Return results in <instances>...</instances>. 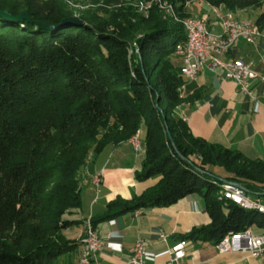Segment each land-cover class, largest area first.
Here are the masks:
<instances>
[{
	"label": "trees",
	"instance_id": "1",
	"mask_svg": "<svg viewBox=\"0 0 264 264\" xmlns=\"http://www.w3.org/2000/svg\"><path fill=\"white\" fill-rule=\"evenodd\" d=\"M168 1L181 18L189 16L184 5L193 0ZM204 1L233 12L258 10L255 30L264 32V0ZM68 9L63 0H0V10L27 12L32 20L0 17V264H56L73 255L79 241L64 233L78 224L72 219L81 208L78 173L107 146L140 133L143 158L134 181L155 182L130 200L109 202L90 219L93 228L197 195L210 222L177 241L198 238L214 246L252 226L264 232V216L219 194L232 182L264 196V163L194 137L176 110L187 81L179 71L182 59L170 58L185 41L182 26L153 8L130 27L140 38L119 28L108 34L82 17L57 28L73 17ZM198 99L194 91L186 101Z\"/></svg>",
	"mask_w": 264,
	"mask_h": 264
},
{
	"label": "crops",
	"instance_id": "2",
	"mask_svg": "<svg viewBox=\"0 0 264 264\" xmlns=\"http://www.w3.org/2000/svg\"><path fill=\"white\" fill-rule=\"evenodd\" d=\"M206 11L196 14L208 16L209 30L219 34L211 9L207 7ZM231 50L223 59H239L253 71L264 72V32L255 45L239 41ZM219 75L220 72L201 71L193 83L187 84V92L198 91L199 99L181 107L184 121L194 137L264 163V84L252 85V96L247 97L234 82L220 80ZM142 158L129 141L107 146L87 163L77 176L81 208L72 219L78 224L65 231L66 237L79 241L85 221L102 215L109 202L116 198L130 200L154 184L155 180L141 184L134 181V172L140 169ZM95 175L102 181L98 195L92 184ZM209 222L204 201L197 195L187 196L166 208L127 212L96 225L103 249L92 264H127L129 250L137 239L147 242L145 264H166L169 249L178 239ZM185 242L184 264H264L245 253L218 254L206 240L196 238ZM79 251L78 247L73 255L61 257L56 264H76Z\"/></svg>",
	"mask_w": 264,
	"mask_h": 264
},
{
	"label": "built area",
	"instance_id": "3",
	"mask_svg": "<svg viewBox=\"0 0 264 264\" xmlns=\"http://www.w3.org/2000/svg\"><path fill=\"white\" fill-rule=\"evenodd\" d=\"M214 25L218 26L220 33L224 38V46L215 47L214 49H225V41L235 39L243 41L246 44L253 45L256 40L249 37V28L252 25L249 21L240 20H222L220 15H214ZM205 21H209L208 16H194V23L189 25V61L186 65H181L180 74L187 81H195L197 75L201 71H208L212 74L220 72V80H229L234 82L240 93L244 96L251 97V86L254 84H264V72L257 73L253 71L250 65L244 64L241 60H233L232 62L216 63L212 62L210 52H207V44L195 34V27H201ZM194 57H202L201 67H194ZM184 86L181 87L184 90ZM139 140L136 138L132 144L133 150L138 152ZM101 178H93V187L96 195L100 193ZM228 203H244L261 207L264 209V196L250 195L239 186L232 182H226L223 187ZM90 220V219H88ZM160 239H164L163 235H159ZM88 249H95L96 255L103 249V242L98 234L91 226L89 231ZM218 254L225 253H245L250 258L262 260L264 262V232H257L256 229H246L238 233H231L224 236L216 245L213 246ZM80 248V246H79ZM147 242L143 239H137L133 247L129 250V258L127 264H145L147 256ZM186 242L176 241L168 252V261L166 264H184L186 257ZM83 252L80 248V264L83 261Z\"/></svg>",
	"mask_w": 264,
	"mask_h": 264
},
{
	"label": "rangeland",
	"instance_id": "4",
	"mask_svg": "<svg viewBox=\"0 0 264 264\" xmlns=\"http://www.w3.org/2000/svg\"><path fill=\"white\" fill-rule=\"evenodd\" d=\"M39 1L41 2L44 0H39ZM63 1L69 7V9L67 11L73 15V17L70 19H75L77 21H81L79 19L82 17V19H84L83 22H87L88 24H90L94 27L95 26L97 27V25L104 26V28H106V33H108V34L113 33L112 29L118 30V28H119V29H123L122 32H124V33L128 32V33H131V35H133L134 37L140 38L141 35H138V33L132 32L131 30H133V29L132 28L130 29V27H131V25H133V26L137 25V23H138L137 21L139 19L146 18L148 13L153 8L157 9V11L160 13L163 20L169 21V23L170 22L175 23V22L171 21V20H173L172 16H171L172 15L171 9H170V6L172 7V5H170L168 0H63ZM14 2L21 5L24 2V0H14ZM187 3H189V5H187ZM187 3H185V5H184L186 12L188 14L194 13V14H189V16L200 17L203 15H198L196 13L208 12V11H206L207 7L211 9V13H212L213 9L216 10L219 7V6H211L208 3H206L204 0H193V1L187 2ZM205 4H207V7L205 6ZM220 7H221L220 10L230 12L233 15V17L236 18L237 20L249 21L251 23H254L255 18L257 17V15L259 13L258 10H254V9L237 10V11L233 12V11L226 10L224 8V6H220ZM176 13H177V11H176ZM177 15H179V14L177 13ZM169 16H171V18ZM124 17L129 18L130 24H128V23H126V21H124ZM69 25H74V23H70V22L61 23L57 28H59L60 26L64 27V26H69ZM80 26H83V23H80ZM53 29H55V28L53 27ZM128 29H130V30H128ZM46 30H52V29H46ZM258 31H259V29H258ZM259 32H260V37H262V32L261 31H259ZM213 33H215V32H213ZM219 33H220V30H219ZM215 34H218V33H215ZM260 37H258L257 40L260 39ZM257 40L255 41V43L253 45L256 44ZM131 45L134 46L135 44L132 43ZM247 45H249V44H247ZM130 53L132 54V49H131ZM137 53H138V51H136V55H137ZM170 59H172V60L180 59L181 60V57L177 53V49H176L175 53L171 56ZM231 60H239V59H231ZM193 82L194 81H192V82L187 81V84L193 83ZM190 95H191V92H187L186 86H185L184 93H183V100H182L181 104L178 106V108L176 109L178 111L180 117H182V118H183V115L181 113V107L187 105L188 101H186V99ZM135 137L138 138V140H139V137L141 138V135L140 134L135 135L132 139H135ZM131 140H130V143L132 145L135 142V140L134 141H131ZM138 145L140 147L138 152H135V151L134 152L137 154H141V143H140V141H139ZM109 146H112V145H109ZM91 159L92 158H90L88 160V162ZM209 170L216 177L225 176L222 169L210 168ZM93 177H92V179H93ZM252 228H255V227L252 226ZM85 232H86V226H85L84 234H85ZM78 254H79V252H78Z\"/></svg>",
	"mask_w": 264,
	"mask_h": 264
},
{
	"label": "bare ground",
	"instance_id": "5",
	"mask_svg": "<svg viewBox=\"0 0 264 264\" xmlns=\"http://www.w3.org/2000/svg\"><path fill=\"white\" fill-rule=\"evenodd\" d=\"M161 5V4H160ZM189 5V3H187ZM171 13H172V19L171 21L178 23L182 26L185 34V41L179 46L178 55L182 59V65L188 64L189 61V25L191 23H194V16H188L185 18H180L179 15L175 13V10L170 6ZM221 9V8H220ZM220 9H213V12L215 15H220V18L222 20H237L233 17V15L230 12L222 11ZM165 14V13H164ZM171 16H169L171 18ZM236 17V16H235ZM169 20V19H168ZM243 20V19H242ZM195 34L199 35V38L203 40L207 44H214V45H207V52H210V58L212 62L216 63H223V62H232L233 60H225L223 57L228 55V53L233 48V45L235 44V39H228L225 41V49H214L215 47H222L224 46V38L221 34H215L212 33L209 30L208 22L205 21L204 24L201 25V27H195ZM249 37L251 40H256L258 38V33L255 30L254 23L250 25L249 28ZM202 65V57H194V67H201ZM187 97V96H186ZM135 139H132L131 141H134ZM134 144V143H133ZM93 178H100L99 175H95ZM93 184V179H92ZM224 186H226V183L222 184L220 189V197L223 201L228 202L226 199V194L224 190ZM236 206H239L240 208L248 211H253L261 216H264V209L261 207H256L254 205L244 204V203H233ZM86 226V232L83 235V237L79 240V246L81 248V251L83 252V261L85 264H92L95 261L96 258V251L95 249H88V237H89V231H91V224L90 220H86L85 222ZM247 229H254L252 227H249ZM85 231V229H84ZM76 264H80V251L78 255V259Z\"/></svg>",
	"mask_w": 264,
	"mask_h": 264
},
{
	"label": "water",
	"instance_id": "6",
	"mask_svg": "<svg viewBox=\"0 0 264 264\" xmlns=\"http://www.w3.org/2000/svg\"><path fill=\"white\" fill-rule=\"evenodd\" d=\"M0 17L4 18L6 20H9L11 22H27V23H31V17L29 16V14L27 12H21L20 14L13 16L11 14H9L7 11H3L0 10ZM66 22H70V23H74V24H78L79 21L75 20V19H67V20H63L61 23H66ZM35 25L40 28V29H53V27H46L44 25H41L38 22H35Z\"/></svg>",
	"mask_w": 264,
	"mask_h": 264
}]
</instances>
